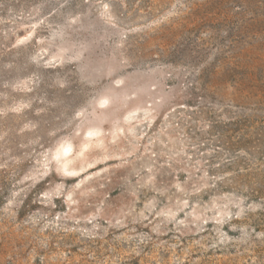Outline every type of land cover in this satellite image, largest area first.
<instances>
[{
  "label": "rangeland",
  "instance_id": "1",
  "mask_svg": "<svg viewBox=\"0 0 264 264\" xmlns=\"http://www.w3.org/2000/svg\"><path fill=\"white\" fill-rule=\"evenodd\" d=\"M0 264H264V0H0Z\"/></svg>",
  "mask_w": 264,
  "mask_h": 264
},
{
  "label": "trees",
  "instance_id": "2",
  "mask_svg": "<svg viewBox=\"0 0 264 264\" xmlns=\"http://www.w3.org/2000/svg\"><path fill=\"white\" fill-rule=\"evenodd\" d=\"M245 126L244 121H229L227 124L221 127V136L226 139V144H229V139H231L234 134L243 132ZM239 143V141L237 142Z\"/></svg>",
  "mask_w": 264,
  "mask_h": 264
}]
</instances>
